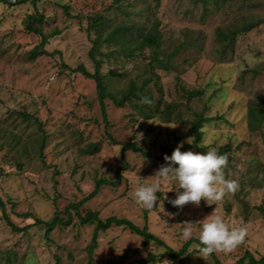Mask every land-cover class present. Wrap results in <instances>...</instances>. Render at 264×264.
<instances>
[{
  "label": "rangeland",
  "instance_id": "1",
  "mask_svg": "<svg viewBox=\"0 0 264 264\" xmlns=\"http://www.w3.org/2000/svg\"><path fill=\"white\" fill-rule=\"evenodd\" d=\"M219 2V7H206L202 0H122L118 9L113 0H36V6L25 0L13 7L0 3V264H139L150 253L156 264H179L162 245L145 246L140 236L122 227L101 232L90 254L95 225H81L74 213L69 227L56 228L48 238L40 226L25 233L9 226L8 219L19 228L33 224L26 215L51 221L58 212L68 220L65 208L92 193L97 181H115L122 158L129 169L121 184L101 187L81 208L82 216L94 212L102 220L127 219L178 251L198 240L199 221L215 210L228 227L247 228L231 252H214L222 264H235L246 252L256 259L264 256V123L249 127L250 109L264 110V24L238 36L228 48L217 38L219 30L264 20V0ZM98 18L108 23V30L120 23L147 30L158 25L160 56L169 61L168 69L149 73L147 48L129 58L116 46L102 48L114 52L103 58L101 68L109 94L119 97L130 79L152 76L145 91L152 103L142 102L150 117L134 104L117 107L106 99L105 122L95 82L70 72L84 66L94 73L91 24ZM28 23L54 35L45 48L59 53L31 60L41 38ZM192 92L196 95L191 97ZM159 101L162 110L175 105L180 115L162 117ZM200 113L215 119L203 125L202 145L208 150L231 145L223 171L236 182L235 191L217 206L201 201L180 210L166 199L175 198L177 184L161 180L154 209L136 204L135 189L154 182L157 170L168 163L160 157L163 148L175 149L188 138L184 144L192 143L191 122ZM113 141L136 143L157 160L123 151ZM94 144L99 151L87 155ZM186 222H192L187 240L181 238ZM196 244L189 247L184 264H215L211 255L199 257Z\"/></svg>",
  "mask_w": 264,
  "mask_h": 264
},
{
  "label": "trees",
  "instance_id": "2",
  "mask_svg": "<svg viewBox=\"0 0 264 264\" xmlns=\"http://www.w3.org/2000/svg\"><path fill=\"white\" fill-rule=\"evenodd\" d=\"M212 1V2H211ZM221 0H202L203 4L207 7V5L210 3H214L215 6L219 7L221 4ZM225 4L229 2V0H222ZM34 3V6H36V0H32ZM0 3H4L8 5L9 7H13L22 3H25V0H17L15 3H11L5 0H0ZM122 3V0H113V7H117V9L120 7V4ZM121 9V8H120ZM32 20L36 19L35 17H31ZM38 20L41 21L42 17L39 16ZM264 24V20H259L251 23L244 24L240 27L229 29L227 31H218V39L224 44L226 48L232 46L236 42V38L238 36H241L243 34H247L256 28L260 27ZM30 29L37 33L41 38V43L36 46L31 52H30V59L36 60L43 56H52L59 52L49 53L45 46L48 43V38L54 37V35L46 36L42 33L41 29L34 28L32 23H28ZM92 28L94 29V35L95 38L92 40V48L90 50V57L94 64V73H89L84 66H80L77 69L71 70L70 72H78L81 73L85 78L92 80L96 84V91L97 95L100 101L101 105V113L103 116V119L105 122H107V114L106 109L104 106V102L106 99L111 100L117 107H124L127 103L134 104L135 107L140 110L141 114L146 116L147 118L150 117L149 112L147 111V108L142 106V98L148 97L146 95V88L147 84L151 80V77H143L142 76H136L134 79H130L128 82L127 87L120 92V96H114L112 94L108 93V88L105 83V76L101 72L103 58H107L111 55H114V52H103L102 48L103 46L110 48L112 46H116L119 48V54L129 58L134 56L137 53L143 52L144 49H149L151 51V54L148 56L149 63L148 67L149 73H154V69L156 68H162V69H168L169 61H163L160 56V46H161V34L158 29V25H153V27L149 30L145 26L142 25H135V24H129V23H120L115 25L114 27L110 28L108 30V23L104 21L102 18H98L96 20H92L91 24ZM226 44V45H225ZM172 54L171 56H173ZM99 57V59L97 58ZM110 77H114V74L112 72H109L107 74ZM200 94V92L197 91V95ZM194 96L196 95L195 92H192L189 94ZM201 95V94H200ZM134 101H137L139 103H134ZM161 101L157 103L158 108L157 112L162 117H177L180 115V111L175 105H168L167 108L162 110ZM157 107V106H156ZM156 109V108H155ZM212 121H215V119H209L204 117V113L197 114L195 117V120L191 122V131L193 136V141L191 144H184L181 148V151H188L192 150L195 152H206L208 149L206 146L202 145L203 141V125L208 124ZM264 123V110H259L257 108L250 109L249 113V127L251 129H257ZM112 139V138H111ZM116 145H120L122 147V150H131L135 153L141 154L143 157L148 159L151 162H154L157 160L155 156H153L149 152H145L142 149L138 147L136 143H130V144H119L113 141ZM174 149H166L163 148V154L160 157H164L166 154L170 156L172 154ZM99 151V145L94 144L91 146V149L86 151L85 153L87 155H94ZM218 154L221 155H228L231 152V145L227 144L226 146L221 147L217 150ZM42 156V154H40ZM161 159V158H158ZM19 168H22L21 165H19ZM129 169V166L127 162L122 158L120 166L116 169V180L115 181H109V180H99L96 182L95 189L92 193H90L86 198H84L82 201L70 204L67 206L63 212V215H66L68 217V220H64V218L61 217L60 213H56L54 218L51 221H43L39 218H33L31 215H26L28 219H34V223L31 225H28L24 228H19L15 226L10 220L8 219V224L11 227L13 232L17 233H25L27 232L31 227L33 226H40L45 229V236L46 238L49 237V235L55 231L56 228L61 227H69L72 224L73 220V213L78 218L81 225H95V229L92 236V244L89 248L90 254L93 253V251L97 247L98 243V237L101 232H106L109 229L113 227H122L123 229L129 230L131 233L136 234L137 236H140L143 239V245L147 246L150 242H155L160 245H162L166 249V254L173 260L179 259V264H184L185 257L189 254L188 249L191 245L194 243L198 244V240H190L188 241L180 250L175 251L168 247L166 244L163 243L162 240H160L157 236L150 233L146 227L140 228L137 225H135L133 222L127 220V219H118L116 217H110L106 220H102L97 213L94 212H87L84 216L80 213L81 208L84 206L85 203L90 201L92 198L96 197L98 192L100 191L101 187L103 186H118L121 184L123 173ZM0 208L4 209V205L2 203V200L0 199ZM213 260L215 261V264H222L218 258L215 256L214 253L211 254ZM157 258L154 254L150 253L146 259L140 260L139 264H156ZM235 264H264V256L256 259L250 252H246L243 257H241Z\"/></svg>",
  "mask_w": 264,
  "mask_h": 264
},
{
  "label": "clouds",
  "instance_id": "3",
  "mask_svg": "<svg viewBox=\"0 0 264 264\" xmlns=\"http://www.w3.org/2000/svg\"><path fill=\"white\" fill-rule=\"evenodd\" d=\"M142 102L152 103L147 97H143ZM190 139L180 142L170 156H164L168 163L157 170L153 176L157 178L154 182L142 184L135 189L133 195L136 204L146 210L154 209L158 201L156 193L161 189V180H170L177 184L175 198L166 199L180 210L189 203L199 206L201 201L208 206H217L226 194L235 191L236 182L226 179L223 171L228 162L227 156L218 154L214 148L206 152L181 151L183 144L189 143ZM214 212L199 221V242L195 247L199 257L203 259L214 252H231L244 240L247 232L246 226L228 227L224 218ZM191 224L192 222H186L181 231L182 239L191 238Z\"/></svg>",
  "mask_w": 264,
  "mask_h": 264
}]
</instances>
